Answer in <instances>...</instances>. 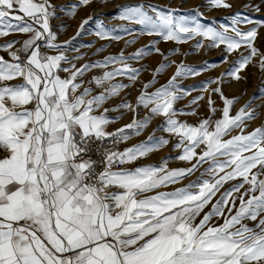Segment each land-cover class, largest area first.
<instances>
[{"label": "snow or ice", "instance_id": "6c2138e0", "mask_svg": "<svg viewBox=\"0 0 264 264\" xmlns=\"http://www.w3.org/2000/svg\"><path fill=\"white\" fill-rule=\"evenodd\" d=\"M79 3L87 6L90 0ZM209 3L217 9L231 7L227 0ZM76 7L66 15L75 16ZM186 11L189 14H179L180 9L161 10L145 3L121 6L117 18L139 26V31L133 35L128 27L106 29L97 21L98 38L120 40L118 33H127L132 39L126 44L144 35L159 39L131 55H108L77 68L72 60L81 56L70 59L67 51L91 16L81 21L74 36L58 43L50 24L56 6L50 0H0V37L27 36L0 45L9 57L0 56V264H264V124L246 131L247 121L255 119L249 104L231 115L238 97H226L217 86L212 92L223 102L219 119H212L218 109L210 93L207 118L195 125L178 121V114H196L174 108L190 94L178 85V78L205 69L181 62L165 84L148 92L170 66L162 62L135 104L124 101L100 111L128 87L114 83L115 77L137 80L142 69L132 67L130 60L153 52L163 55L156 47L160 40H195L197 50L223 46L222 63L242 47L247 50L201 91H207L208 83L222 84L225 77L242 78L239 73L259 54L253 41L261 22L237 12L230 25L220 24L218 30L199 22L198 9ZM241 24L255 26L242 29ZM259 56L264 71V54ZM109 65L114 67L88 81L102 89L93 95L81 78L92 68ZM141 107L147 113L137 119ZM120 109L133 112L131 122L108 132L107 126L120 117L107 113ZM154 116L163 118L156 130L178 138L173 145L180 150L176 159L190 166L168 169L163 160L159 165L119 168L169 144L150 135L135 146L115 150V145L138 136ZM236 129L239 133L231 135ZM196 172L199 176L183 187L159 190ZM229 182L235 183L221 191Z\"/></svg>", "mask_w": 264, "mask_h": 264}, {"label": "rangeland", "instance_id": "374dc122", "mask_svg": "<svg viewBox=\"0 0 264 264\" xmlns=\"http://www.w3.org/2000/svg\"><path fill=\"white\" fill-rule=\"evenodd\" d=\"M50 2L56 6V18L51 19L50 24L52 30L58 35V43H62L74 36L81 21L89 16L92 17V20L85 26L82 34L72 42L67 51V55L70 59L75 56H81L79 60H72V63H74L77 68L81 67L83 64L101 60L108 55H118L121 52H123L125 56L131 55L140 47L148 45L153 39H159L157 37L144 35L139 36L135 40V43L126 44L125 41L132 39V35L127 33H118L122 36L120 40H101L95 35L97 31V21L103 23L106 29H119L122 27L131 28L134 35L135 32L139 31V26L130 24L128 21L120 20L117 16L121 6L139 3L152 4L158 6L161 10H167L168 8L180 9L179 14H189L186 10L198 9L199 13L202 14L197 16L199 22L207 26L216 27L218 30L220 24L230 25L232 16L240 12L242 16H247L253 21L261 22V26L257 27V36L253 41V46L258 49L259 54H264V0H227L231 5V7L227 9L212 7L210 6L209 0H90L87 6L80 5L79 0H50ZM73 5H77L76 15L69 17L66 15V12ZM257 7L259 11H255ZM253 26L255 25H240L242 29H248ZM26 38L27 36L24 34H10L7 37H0V45L11 40L23 41ZM195 42V40H190L187 43L176 44L175 42H164L160 40V42L156 44V47L161 50L163 55L153 52L141 59L130 60L129 63L132 67L142 69L137 80L131 82L127 79V76L115 77L113 80L114 83L126 84L128 87L122 89L118 96L107 100L102 105L100 111L102 112L104 108H114L117 104L124 101L135 104L136 97L140 94L143 84L152 80V72L160 63H169L170 66L156 77L155 82L147 89L148 92L154 91L156 88L165 84L175 73L176 65L182 62L190 67L204 68L205 70L201 71L199 75H189L178 78V85L189 90L190 94L177 101L174 104V108L178 113H191L195 110L196 114H178L175 119L195 125L198 124L201 119L207 118L210 115L208 110L210 93L211 99L215 102L213 107L218 109L215 115L212 116V119H219L221 116L219 109H222L223 102L218 94L212 92V89L219 86L226 97H238L236 103L231 108V115H235L246 103L249 104L250 110L254 111L255 119L247 121V132H251L254 128L264 124V71H261L259 68V54L253 57L252 63L239 73L242 77L239 81H234L225 77L222 84L208 83L207 91H201L204 83L221 77V74L232 66V62L237 60L241 53L247 55L248 52L242 47L240 50L228 55V63H222L221 61L225 55L222 51L223 46H221V48L204 47L197 50L194 47ZM204 43L207 45L208 42L204 41ZM19 46V44L16 45V47ZM102 46L103 50L97 52L96 50L100 49ZM177 49L178 51H175ZM0 56L9 59L6 52L3 51H0ZM165 57H167L166 60ZM67 66L68 65H65V67ZM112 67H114V65H109L107 68H92L85 72L81 79L85 82V86H90L93 89V95L99 93L102 89L96 87L94 84L89 85L88 81L95 75H102L105 70H111ZM60 75L65 77L67 73L61 72ZM12 83H19V81H13ZM201 95L204 98L198 101L197 104L189 103L195 97ZM146 113L147 109L141 107L138 109L136 118L142 119ZM96 114H99V112ZM107 115L109 117H120L107 126L106 130L108 132H113L130 123L134 114L129 110L120 109L119 111H109ZM162 121V117H152L148 126L138 136L133 135L128 140L124 141V143L126 148H128L146 141L150 135H153L155 139L161 137L168 139L169 144L154 150L144 157L138 158L136 161L128 163L127 166L125 165L126 168L159 165L163 160L167 161L168 169L186 168L190 166L188 163L176 159L180 154V150L174 149L173 145L177 142L178 138L163 130H156ZM238 133L239 129H236L231 135H236ZM227 138L228 137H225V139ZM197 176H199V172L194 173L192 176L177 184L168 185L166 188H161L159 190L169 191L178 187H183L190 180H195ZM231 183L235 182L225 184L221 191L230 187ZM217 195H219V193ZM238 203L239 202H237V204ZM209 208L210 205L206 207L204 211H208Z\"/></svg>", "mask_w": 264, "mask_h": 264}, {"label": "built area", "instance_id": "2783aa9c", "mask_svg": "<svg viewBox=\"0 0 264 264\" xmlns=\"http://www.w3.org/2000/svg\"><path fill=\"white\" fill-rule=\"evenodd\" d=\"M108 143H109V146H111V142L109 141ZM124 149H126V147H125V145H124L123 142H121V143L115 145V150H117V151H123ZM125 165H126V164H124V165H120V166H118V167H119V168H125ZM114 170H115V169H114Z\"/></svg>", "mask_w": 264, "mask_h": 264}, {"label": "bare ground", "instance_id": "6f19581e", "mask_svg": "<svg viewBox=\"0 0 264 264\" xmlns=\"http://www.w3.org/2000/svg\"><path fill=\"white\" fill-rule=\"evenodd\" d=\"M123 143H124V141H123ZM124 145H125V143H124ZM125 147H126V145H125ZM126 166H127V164H126ZM126 168V167H125Z\"/></svg>", "mask_w": 264, "mask_h": 264}]
</instances>
